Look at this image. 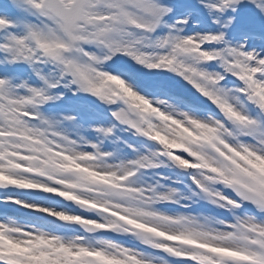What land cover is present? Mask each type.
I'll return each mask as SVG.
<instances>
[{"label":"snow or ice","instance_id":"obj_1","mask_svg":"<svg viewBox=\"0 0 264 264\" xmlns=\"http://www.w3.org/2000/svg\"><path fill=\"white\" fill-rule=\"evenodd\" d=\"M0 264H264V0H0Z\"/></svg>","mask_w":264,"mask_h":264}]
</instances>
